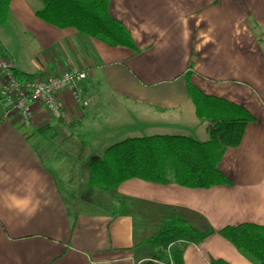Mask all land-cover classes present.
<instances>
[{
    "label": "crops",
    "instance_id": "crops-1",
    "mask_svg": "<svg viewBox=\"0 0 264 264\" xmlns=\"http://www.w3.org/2000/svg\"><path fill=\"white\" fill-rule=\"evenodd\" d=\"M6 1L0 0V56L20 79L84 71L79 87L88 104L64 91L61 119L35 104L25 126L0 101V264L153 261L150 246L137 245L170 209L193 228L213 231L184 249L183 264H253L218 231L264 226V0H109L110 15L127 29L138 54L39 19L41 0H8L5 8ZM191 64L197 90L241 106L255 119L218 164L231 185L188 189L134 179L112 193L127 200L129 215L111 217L105 203L87 200L71 211L53 164L41 159L43 144L59 143L88 166L126 139L207 141V122L195 117L186 91ZM47 124L56 133L51 141L36 132ZM13 196H31L35 210L18 211Z\"/></svg>",
    "mask_w": 264,
    "mask_h": 264
},
{
    "label": "trees",
    "instance_id": "trees-1",
    "mask_svg": "<svg viewBox=\"0 0 264 264\" xmlns=\"http://www.w3.org/2000/svg\"><path fill=\"white\" fill-rule=\"evenodd\" d=\"M43 7L36 17L58 28L72 27L87 38L97 39L110 47H123L138 54L127 29L109 13V0H41ZM8 0L3 7L7 8ZM190 70L185 74L187 95L197 119L207 122L208 140L198 142L184 136L153 135L126 139L114 144L101 156L89 160L91 185L109 197L102 208L111 217L127 216L129 204L124 197H112L117 187L128 180L157 185L175 184L188 189H210L230 186L218 170L228 148L239 146L247 125L255 119L241 106L206 96L190 83ZM15 75L18 73L14 69ZM45 141L55 139L50 125L37 129ZM90 198H87V201ZM111 199V200H110ZM137 227L142 228L140 225ZM143 228L149 232V224ZM152 228V229H151ZM137 246H150L153 261L143 264H183V251L188 245H199L213 231H199L176 209L151 226ZM218 234L253 264H264V226L243 223L227 226ZM210 264H228L211 259Z\"/></svg>",
    "mask_w": 264,
    "mask_h": 264
},
{
    "label": "built area",
    "instance_id": "built-area-1",
    "mask_svg": "<svg viewBox=\"0 0 264 264\" xmlns=\"http://www.w3.org/2000/svg\"><path fill=\"white\" fill-rule=\"evenodd\" d=\"M14 66L4 56H0V101L8 110L18 114L23 125L30 124L32 108L39 104L51 117H63V103L59 99L62 92H69L73 99L83 106L79 83L85 80L84 71L68 69L54 76L36 75L20 79L14 73Z\"/></svg>",
    "mask_w": 264,
    "mask_h": 264
},
{
    "label": "rangeland",
    "instance_id": "rangeland-1",
    "mask_svg": "<svg viewBox=\"0 0 264 264\" xmlns=\"http://www.w3.org/2000/svg\"><path fill=\"white\" fill-rule=\"evenodd\" d=\"M58 146L59 143L52 145L43 144L40 156L46 166L52 168L51 165L53 164L54 173L61 180V182L58 181L59 187L69 209L72 211L82 207V203L87 198H90L89 200L92 203L98 204L101 202L108 204V195L92 187L90 173L86 164L80 163L79 156H75V154L69 156L70 154H67L65 147L59 149ZM75 199L77 203L74 201Z\"/></svg>",
    "mask_w": 264,
    "mask_h": 264
},
{
    "label": "clouds",
    "instance_id": "clouds-1",
    "mask_svg": "<svg viewBox=\"0 0 264 264\" xmlns=\"http://www.w3.org/2000/svg\"><path fill=\"white\" fill-rule=\"evenodd\" d=\"M12 200L16 209L20 212L35 210V204L33 203V198L31 196H13Z\"/></svg>",
    "mask_w": 264,
    "mask_h": 264
}]
</instances>
